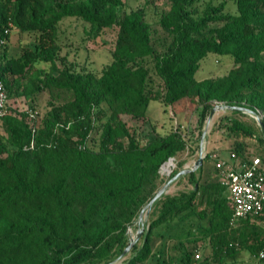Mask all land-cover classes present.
Returning a JSON list of instances; mask_svg holds the SVG:
<instances>
[{"label": "trees", "instance_id": "16d2710c", "mask_svg": "<svg viewBox=\"0 0 264 264\" xmlns=\"http://www.w3.org/2000/svg\"><path fill=\"white\" fill-rule=\"evenodd\" d=\"M125 1L0 0V33L12 25L34 38L9 54V35L0 51L8 94L0 264H246L243 253L247 264H264L263 217L232 222L229 193L209 157L177 181L185 189L155 202L142 238L125 253L141 212L198 160L201 132L195 141L181 125L145 132L153 102L183 115L213 54L233 67L197 97L200 128L213 101L249 108L264 123V0H168L153 20L154 0L129 12ZM112 34V62L100 75L60 65L62 50L108 49ZM42 95L50 106L44 115ZM23 100L26 110L13 106ZM240 114L225 117L230 150L250 159L248 141L255 142L264 163L263 131ZM171 158L177 168L167 178L160 170Z\"/></svg>", "mask_w": 264, "mask_h": 264}, {"label": "rangeland", "instance_id": "374dc122", "mask_svg": "<svg viewBox=\"0 0 264 264\" xmlns=\"http://www.w3.org/2000/svg\"><path fill=\"white\" fill-rule=\"evenodd\" d=\"M148 0H126L125 1V7L124 10L129 12L135 9H138L139 7H142ZM167 1L168 0H154V3L151 5L150 8V19H156L155 17V8H161L165 9L167 8ZM111 36V37H110ZM109 36L110 45L108 46V49L104 48H98L97 45L94 50H83V49H75V48H66L61 51L59 56V63L62 67L65 68H77L80 70H86L89 72H92L94 74L100 75L104 68L109 65L112 62V53L110 49L113 47V40L115 39V35L112 34ZM24 38V40H22ZM33 39V36L28 34H22L19 32H15L12 34L11 37V48L12 50H18L20 48V43L22 42H28V40ZM92 48V47H91ZM223 60V61H219ZM43 65H41L42 67ZM46 67V66H45ZM233 67L231 59H228L227 57H216L215 55L211 54L209 55L203 62H202V69L198 73V78L200 79V85L198 86L197 90L193 92L191 97L187 100L184 108L182 109L183 115H179V112H175L172 108H165L161 105L159 102V99L157 100L158 103L153 102L148 116V123L144 125L145 132H150L153 128H155L157 131L161 133L168 132L172 129L178 128L181 125V129L183 131H186L191 134L190 137L193 138V141H195V138L207 130V135L205 138V144H207V138L208 136H214V141L216 144H221L219 146L215 145V147L212 144H209V146L206 147L207 152L213 151L215 148L221 149L225 156H230L229 149L225 148L224 143L229 140L228 138H231V131L229 129V125H227V120H225V117H232V111H225L221 110L216 113L210 124L208 125V120L210 117L211 112L213 109L220 105L221 103L218 101L212 102V111L208 113L206 116V119H204L203 127L201 126V112L202 107H198L196 100L197 97L203 95H207V85L208 80L210 78H218L221 77ZM155 81L159 83V80L156 77H153ZM159 92L156 94V98L159 96ZM49 97L48 95H42L39 97L38 101V109L41 112L42 115L45 114L50 108L49 104ZM13 106H16L18 110H26L27 104L25 100L22 102H17ZM217 117V118H216ZM239 119L242 121L247 122H253L256 121L252 116L244 114L241 112L240 115H237ZM216 118V120H215ZM124 120L128 124L137 125L142 122V120L133 119L132 117L125 116ZM257 123V122H256ZM151 127H150V126ZM219 130L220 133L216 134ZM215 132V133H214ZM214 133V134H213ZM202 141V138H201ZM201 141L199 142V151H198V158L200 155V145ZM224 142V143H223ZM250 149L248 150L247 155L249 158L252 157H259L258 150H257V144L251 141H248ZM197 157H194L191 159V161L186 165V167H193L195 164V159ZM185 167V168H186ZM185 185H178L177 182H175L169 189L167 190V194H176L178 191L185 189ZM144 219L146 220V223H148L149 215L147 216V212L144 214ZM140 229V223L137 221L133 227L129 230L130 240H136L138 237V232ZM177 235V234H175ZM143 236V235H142ZM142 236L136 241H140ZM201 255V253H200ZM199 257V256H198ZM239 262L249 263L250 262V256L248 253H243L239 257Z\"/></svg>", "mask_w": 264, "mask_h": 264}, {"label": "built area", "instance_id": "2783aa9c", "mask_svg": "<svg viewBox=\"0 0 264 264\" xmlns=\"http://www.w3.org/2000/svg\"><path fill=\"white\" fill-rule=\"evenodd\" d=\"M13 31V26L10 25L3 34L0 33V51L6 46L7 37ZM7 101L8 94L0 62V123L6 114ZM258 115L262 119V115L260 113ZM206 157L214 162L219 171V180L227 188L233 207L232 222L255 215L262 216L264 224V163L262 159L260 157L244 159L232 152L230 160H225L218 151H206ZM176 168L177 162L171 158L161 167L160 173L169 178Z\"/></svg>", "mask_w": 264, "mask_h": 264}, {"label": "water", "instance_id": "95a60500", "mask_svg": "<svg viewBox=\"0 0 264 264\" xmlns=\"http://www.w3.org/2000/svg\"><path fill=\"white\" fill-rule=\"evenodd\" d=\"M221 110H229V111H238V112H242L244 114L250 115L252 116L257 124L261 127L263 134H264V123L262 122V119L259 117L258 113L246 108V107H235V106H228L225 104H220L218 106H216L213 111L210 114L209 120H208V125L210 124V122L212 121V119L214 118V116L216 115V113L218 111ZM207 135V130L205 129V131L203 132V136H202V141H201V145H200V155L198 160L195 162V164L193 165V167H186L184 168L182 171H180L175 177H173L170 181H168V183L157 193V195L155 196V198L150 202V204L141 212L140 216H139V223H140V229L138 232V237L137 239L134 240H130V244L129 247L126 249L125 253H127L131 246L136 243V241L143 235L144 233V226L146 223V220L144 219V214L147 212V216L149 215L152 206L155 204L156 201H158L163 195L167 194V190L169 189V187H171L175 182H177L180 178H182L183 176L196 171L204 162L205 159V152H206V144H205V138Z\"/></svg>", "mask_w": 264, "mask_h": 264}, {"label": "crops", "instance_id": "0c3cea01", "mask_svg": "<svg viewBox=\"0 0 264 264\" xmlns=\"http://www.w3.org/2000/svg\"><path fill=\"white\" fill-rule=\"evenodd\" d=\"M14 31H15V32H18V31H16V30H14ZM14 31L12 32V34L14 33ZM21 35H22V34H21ZM11 37H12V35H11ZM22 40H24V38H22ZM28 41H29V43H28V42H22V43H20L19 45H29V44L33 43L34 38L31 39V40H28ZM10 42H11V39H10ZM9 48H10V50H9V54H14V53L17 52V50H12V48H11V43H9ZM216 118H217V117H216ZM216 118H215V120H216ZM214 133H215V132H214ZM214 133H213V134H214ZM218 133H220V132L217 131L216 134H218ZM223 143H224V142H223ZM209 144H212L214 147H215V145H217V146L221 145V144H219V143L216 144V142L214 141V136H211V135L208 136V138H207V144H206V147L209 146ZM232 144H233L232 139H229V140H227V141L224 143L225 148L229 149V153H230V154L232 153V150H230L231 147H232ZM215 151H218V152L222 155V157H223L225 160H230V156H225L221 149H217V148H215V149H214L213 151H211V152H215Z\"/></svg>", "mask_w": 264, "mask_h": 264}, {"label": "clouds", "instance_id": "9594fccd", "mask_svg": "<svg viewBox=\"0 0 264 264\" xmlns=\"http://www.w3.org/2000/svg\"><path fill=\"white\" fill-rule=\"evenodd\" d=\"M12 35V34H11Z\"/></svg>", "mask_w": 264, "mask_h": 264}]
</instances>
